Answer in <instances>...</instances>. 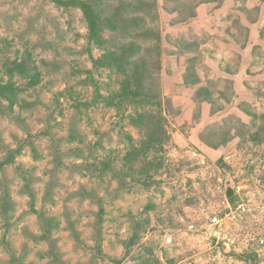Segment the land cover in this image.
<instances>
[{
	"label": "rangeland",
	"instance_id": "obj_1",
	"mask_svg": "<svg viewBox=\"0 0 264 264\" xmlns=\"http://www.w3.org/2000/svg\"><path fill=\"white\" fill-rule=\"evenodd\" d=\"M157 2L162 89L174 106L166 112L165 166L156 182L145 185L120 172L125 133L139 137L140 132L126 117L131 108L117 110L102 97L117 77L94 68L91 53L98 57L101 50L87 39L82 11L52 0H0V77L5 55L23 58L27 51L42 73L40 84L22 93L26 104L18 103L13 112L6 103L0 106V264H264L259 242L264 239V141L235 139L213 149L199 136L230 114L249 122L240 103L264 112V96L256 94L264 92V0L248 2L262 11L255 24L244 18L251 27L246 48L226 31L233 0L220 8L202 4L196 18L178 24L164 0ZM182 34L192 50L179 55L186 46ZM256 46L263 56L253 54ZM193 57L204 85L234 91L232 102L221 103L216 114L204 102L195 117V88L185 84ZM83 69H92L94 80L85 82ZM9 155L14 162L2 166ZM102 161L119 170L93 174L88 163L101 166ZM27 183L35 194L34 208ZM228 183L234 189L231 197ZM5 198L10 199L7 212ZM228 202L247 209L227 218L232 248L222 241L218 249L215 240L209 244L178 231L184 209L204 204L225 211ZM139 220L146 228L131 245ZM165 234H174L175 242L166 244ZM244 253L256 257L247 262L240 258Z\"/></svg>",
	"mask_w": 264,
	"mask_h": 264
},
{
	"label": "trees",
	"instance_id": "obj_2",
	"mask_svg": "<svg viewBox=\"0 0 264 264\" xmlns=\"http://www.w3.org/2000/svg\"><path fill=\"white\" fill-rule=\"evenodd\" d=\"M52 1L65 8L75 7L82 11L88 26L87 39L91 45L101 50L98 57L91 53L94 68L108 70L117 77L115 85L111 84L107 95L102 97L109 106L117 110L131 108L126 117L129 124L140 132L139 137L129 132L125 133L126 145L120 172L145 185H151L156 182V176L165 166V157L162 154L170 139L166 112L174 106L172 97L165 96L162 89V34L156 26L159 19L157 0ZM233 1L235 7L227 15L229 25L226 31L229 37L242 48H246L251 27L244 18L249 23H257L262 7L259 4L251 7L249 0ZM164 2L168 12L177 14L174 22L178 24L196 18L198 8L202 4H214L216 8H220L226 0H164ZM261 34L264 39V28ZM181 40L186 46L177 52L179 55L192 50V43L186 41L184 34ZM0 50H3L2 46ZM260 50L261 47L256 46L253 54L257 57L261 54L263 56ZM18 56V53L15 57L5 55L1 67L0 106L6 103L12 112L18 103H27L22 93L36 88L42 80V73L33 60V53L27 51L23 58ZM188 60L189 73L185 74V84L195 88L194 99L197 102L195 117L198 118L204 102L210 105L212 114L220 112L221 103L232 102L231 93L234 91L228 93L226 89L212 90L204 85L196 70L195 57ZM82 72L87 74L85 82L89 79L94 80L92 69H83ZM18 80H23L24 83L20 84ZM232 85L233 82L227 80V86L232 88ZM256 94L259 97L264 96V92L261 91ZM240 104V108L249 116L250 121H244L237 114H230L221 121L207 125L199 135L205 145L219 149L235 139H239L241 143L251 141L258 144L264 141V112L259 113L244 106L243 103ZM71 137L74 138L73 135ZM14 160L15 156L9 155L2 166ZM88 168L94 172L93 174L114 172L118 169L111 161H102L101 166L100 162H89ZM261 179L264 182V173ZM26 187L32 197L34 208L35 194L28 183ZM231 199L233 200V197ZM9 204L10 199L5 198L2 203L3 212H7ZM54 224V219L50 217L48 230L51 233ZM145 224L141 220L135 222L131 245L139 242L141 232L146 228ZM253 257H256V254L240 255V258L247 262Z\"/></svg>",
	"mask_w": 264,
	"mask_h": 264
},
{
	"label": "built area",
	"instance_id": "obj_3",
	"mask_svg": "<svg viewBox=\"0 0 264 264\" xmlns=\"http://www.w3.org/2000/svg\"><path fill=\"white\" fill-rule=\"evenodd\" d=\"M176 152V147L172 149ZM194 156H198L197 151H190ZM245 204L240 203L237 207H232L228 202V207L225 211L218 208H212L210 205H200L198 207H189L190 209H184V212L178 218V231H182V234L192 235L193 237H202L204 240H208L209 244L213 240L216 241V246L220 249V244L223 243L228 248H232L231 245L235 242L228 232L229 222L227 218H236L238 211H247L244 207ZM249 211L252 208L248 209ZM263 210V209H262ZM176 238L174 234H165L164 242L166 244H172ZM260 244H264V239L259 240Z\"/></svg>",
	"mask_w": 264,
	"mask_h": 264
},
{
	"label": "water",
	"instance_id": "obj_4",
	"mask_svg": "<svg viewBox=\"0 0 264 264\" xmlns=\"http://www.w3.org/2000/svg\"><path fill=\"white\" fill-rule=\"evenodd\" d=\"M227 188H228V196L231 197L234 193V189L231 187V185H229V183L227 184Z\"/></svg>",
	"mask_w": 264,
	"mask_h": 264
},
{
	"label": "crops",
	"instance_id": "obj_5",
	"mask_svg": "<svg viewBox=\"0 0 264 264\" xmlns=\"http://www.w3.org/2000/svg\"><path fill=\"white\" fill-rule=\"evenodd\" d=\"M250 26V25H249Z\"/></svg>",
	"mask_w": 264,
	"mask_h": 264
}]
</instances>
